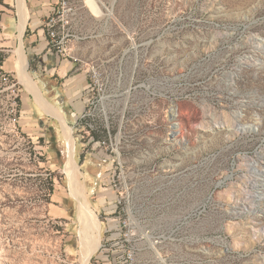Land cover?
I'll return each instance as SVG.
<instances>
[{
    "label": "rangeland",
    "instance_id": "obj_1",
    "mask_svg": "<svg viewBox=\"0 0 264 264\" xmlns=\"http://www.w3.org/2000/svg\"><path fill=\"white\" fill-rule=\"evenodd\" d=\"M27 3L21 36L0 0V264L82 263L68 141L22 41L102 223L89 264H264V0H69L77 61L46 28L62 0Z\"/></svg>",
    "mask_w": 264,
    "mask_h": 264
},
{
    "label": "bare ground",
    "instance_id": "obj_2",
    "mask_svg": "<svg viewBox=\"0 0 264 264\" xmlns=\"http://www.w3.org/2000/svg\"><path fill=\"white\" fill-rule=\"evenodd\" d=\"M18 8H19V16H20L18 28L22 36L26 29L28 18L30 17V10L28 8L26 0H18ZM263 45H264V42H263ZM16 51L18 54L17 66L24 80V83H26L28 89L32 93H34V95L36 96V99L38 100L40 105L44 108V110L48 114H51L59 118V120L61 121L62 127H63L64 134L67 138L68 161L66 164V170L70 177L71 192L79 201V220L82 224V227L80 230L81 261H82L81 264H89L93 253L101 245L102 223L96 211L92 209L89 202L87 201L86 190L80 180L78 164L75 158V143L76 142H75V138L72 132V128L66 122V119L63 113L61 112V110L58 109L55 105H53L43 95L42 90L40 89L36 81H34V79L29 74L27 70L28 60H27L23 41L21 42L20 47ZM173 132L175 133V131ZM174 133H173V136H174ZM155 243L156 242L153 241V245H155Z\"/></svg>",
    "mask_w": 264,
    "mask_h": 264
},
{
    "label": "built area",
    "instance_id": "obj_3",
    "mask_svg": "<svg viewBox=\"0 0 264 264\" xmlns=\"http://www.w3.org/2000/svg\"><path fill=\"white\" fill-rule=\"evenodd\" d=\"M72 11L73 7L70 5L69 0H62L56 12L49 16L46 22V28L52 39V43L56 45L59 52L77 61L78 58L75 56L74 52L64 46L66 39L70 37L69 31H67V24L68 17L73 13Z\"/></svg>",
    "mask_w": 264,
    "mask_h": 264
},
{
    "label": "crops",
    "instance_id": "obj_4",
    "mask_svg": "<svg viewBox=\"0 0 264 264\" xmlns=\"http://www.w3.org/2000/svg\"><path fill=\"white\" fill-rule=\"evenodd\" d=\"M26 3H27V0H26ZM27 5H28V3H27ZM28 8H29V6H28ZM29 10H30V8H29ZM31 15L32 14H31V11H30V17L28 18V20L31 18ZM27 23H28V21H27ZM33 26L37 27L38 25L36 23ZM42 31L40 30L38 33L34 34V36L32 37V43L34 42V40L42 38V36H43L42 35ZM32 49H33L32 55H34V56L36 55V56L40 57V54H41V55H43L42 58H44V49H45L44 45L42 47H38L37 45H35V46H32ZM46 57L50 58V59L52 58V59L57 61V57H55V56L51 57L50 56V52H47ZM43 61H44V59H43ZM43 65H44V62H43ZM57 65L58 66L55 69L56 73H58V74L60 73L62 76H64L65 81H67V84H69L70 87L76 86V87L79 88L80 91L83 90V88L85 87L84 84L86 82L84 79H86V77L84 75H80V74L69 73V72H71V69L73 68V66H75L74 64L67 63V61L63 60L60 63L58 61ZM43 75H44V73H43ZM69 89H71V88H69Z\"/></svg>",
    "mask_w": 264,
    "mask_h": 264
}]
</instances>
